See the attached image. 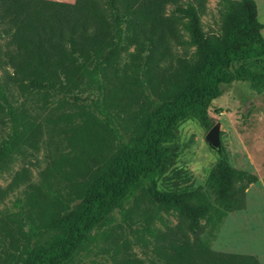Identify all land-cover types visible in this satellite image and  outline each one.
<instances>
[{"label": "trees", "instance_id": "1", "mask_svg": "<svg viewBox=\"0 0 264 264\" xmlns=\"http://www.w3.org/2000/svg\"><path fill=\"white\" fill-rule=\"evenodd\" d=\"M217 1V28L206 32L200 20L204 0H0V68L30 90H49L61 82L67 89L84 79L100 83L128 76L142 64L154 71L175 46L192 47L149 98L134 131L80 182L71 203L49 209L37 222L29 217L30 240L18 264H62L92 228L108 222L113 209L131 229L123 202L135 192L133 199L143 197L152 205L142 213V227L151 236L157 264H260L253 255L214 251L200 238L202 232L210 235L226 212L243 208L244 189L256 176L230 166L218 149L207 178L218 207L199 186L183 185L190 176L173 168L177 124L195 119L210 128L207 109L221 84L241 80L264 90V41L254 1ZM3 117L8 124L0 137V161L34 137V125L11 103L0 79L2 125ZM171 170L181 184L158 189V178ZM3 193L0 189V199ZM156 210L173 211L176 222L151 229ZM135 261L124 264H143Z\"/></svg>", "mask_w": 264, "mask_h": 264}, {"label": "rangeland", "instance_id": "2", "mask_svg": "<svg viewBox=\"0 0 264 264\" xmlns=\"http://www.w3.org/2000/svg\"><path fill=\"white\" fill-rule=\"evenodd\" d=\"M253 1L264 41V0ZM203 7L201 25L209 32L217 28L220 6L217 0H204ZM191 51L188 45L175 46L154 71L144 70L142 64L128 76L100 83L84 79L67 89L61 82L49 90H30L7 77L8 69L0 68L11 103L23 109L34 125L32 142H23L19 151L0 161V189L4 192L0 199V264L20 262L30 240L29 217L37 222L49 209L71 203L80 182L95 174L119 142L134 131L149 98L160 92L165 78ZM220 91L207 109L212 124H218L217 147L205 140L208 129L195 119H184L177 124L178 153L173 168L190 176L183 185L199 186L218 207L215 189L207 182L218 149L225 152L230 166L256 176L244 189L243 208L226 212L212 233L202 232L200 238L214 251L253 255L264 264V90L255 91L240 80L221 84ZM3 120L0 137L8 124L5 117ZM173 173L159 177L157 188L181 184ZM136 194L123 202L131 229L113 209L108 222L92 228L62 264H124L129 259L157 264L150 250L151 236L142 227V213L152 205L143 197L133 199ZM175 222L173 211L156 210L150 227L163 230Z\"/></svg>", "mask_w": 264, "mask_h": 264}, {"label": "water", "instance_id": "3", "mask_svg": "<svg viewBox=\"0 0 264 264\" xmlns=\"http://www.w3.org/2000/svg\"><path fill=\"white\" fill-rule=\"evenodd\" d=\"M205 140L208 144L214 148L218 145V124L214 123L210 128H208L205 134Z\"/></svg>", "mask_w": 264, "mask_h": 264}, {"label": "crops", "instance_id": "4", "mask_svg": "<svg viewBox=\"0 0 264 264\" xmlns=\"http://www.w3.org/2000/svg\"><path fill=\"white\" fill-rule=\"evenodd\" d=\"M57 1V0H56Z\"/></svg>", "mask_w": 264, "mask_h": 264}]
</instances>
